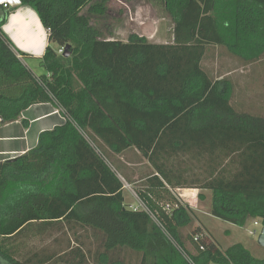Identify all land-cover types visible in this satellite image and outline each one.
<instances>
[{
	"label": "trees",
	"instance_id": "16d2710c",
	"mask_svg": "<svg viewBox=\"0 0 264 264\" xmlns=\"http://www.w3.org/2000/svg\"><path fill=\"white\" fill-rule=\"evenodd\" d=\"M149 1L168 18L171 42L113 39L112 0H19L47 33L40 76L3 34L15 8L0 5V125L44 103L65 118L33 149L0 163V264L48 263L19 261L20 240L64 226L98 241L94 264H127L126 253L135 264H264L239 243L223 250L176 195L209 191L211 217L264 226V116L237 111L230 80L203 66L210 47L244 66L264 60V0ZM65 47L67 56L57 54ZM130 153L145 165L135 183L119 160ZM116 174L147 212L126 206Z\"/></svg>",
	"mask_w": 264,
	"mask_h": 264
},
{
	"label": "rangeland",
	"instance_id": "374dc122",
	"mask_svg": "<svg viewBox=\"0 0 264 264\" xmlns=\"http://www.w3.org/2000/svg\"><path fill=\"white\" fill-rule=\"evenodd\" d=\"M125 1L129 4L128 7L122 4ZM111 10L112 15L118 19V23L114 28L113 38L123 41L127 40L131 34H137L141 36L138 24L149 23L154 26L155 30L150 37L146 38L147 41L152 43L171 42V26L168 18L164 16V13L159 7L151 4L149 0H112ZM24 61L26 66L35 75H40L43 71L36 60L26 59ZM263 63L250 65L248 70H253L254 72V70L260 69V64H262V68H264ZM203 66L212 75V77L219 76L220 74L225 73L227 70L233 71V69H238L240 74L241 70L243 69L242 65H240L234 57L228 54L225 49L220 47H210L208 49L203 61ZM258 82V85L260 86L251 91L250 94H248V98L251 101L252 98L256 97L255 100L257 102V98L259 97L260 100L258 101L259 103H257L262 104L261 106L264 107V79L262 78L261 82ZM241 95L242 94L238 96L237 101L240 100L241 102ZM55 107L61 112V108L59 106L56 105ZM250 110H256L255 105H251ZM62 115L63 114L60 113V116ZM185 159L188 161L187 157ZM136 169L138 170L139 167H136ZM193 171L196 175H198L199 168L197 164H195L193 167L192 172ZM132 173L133 176H137L139 171L136 173L132 171ZM116 176L123 185V196L126 206L129 209L139 206L140 204L132 187L128 185L124 179L121 178V176L118 174H116ZM186 193L182 192L181 194H185L187 196ZM201 195L203 197H200ZM210 195L211 193L207 191L204 193V195L200 193V195L195 197L188 196L189 199L187 200L192 206L191 208L198 211H194L196 216L195 218L197 220H202L201 226L204 228V230L212 238H214V240L223 250L239 243L249 250L255 258L263 257L264 248L259 246L257 243L259 232L253 237L248 234V231L251 229L260 231V228L254 227L252 222H247L244 227H236L221 220L212 217H206L207 215L204 216V214H207L210 211ZM193 226L198 225H196V222H194ZM226 230H229L231 234L226 232ZM73 231L64 226L61 229L59 228L54 231H48L47 233L36 234V236L34 234L29 236L24 235V237H22L20 240L21 243L19 244L20 255L17 256L18 260L23 261L25 258H33L34 260L47 258L50 261H48L46 264H67L65 261L70 260L72 264H77L79 258L74 260L73 252L79 251L84 256V264H94L93 254L97 248L98 241H96V239L91 236L89 232L82 231L79 228ZM186 232H189V230L186 229ZM123 256L127 264H135L136 258L134 255L126 253Z\"/></svg>",
	"mask_w": 264,
	"mask_h": 264
},
{
	"label": "crops",
	"instance_id": "0c3cea01",
	"mask_svg": "<svg viewBox=\"0 0 264 264\" xmlns=\"http://www.w3.org/2000/svg\"><path fill=\"white\" fill-rule=\"evenodd\" d=\"M5 3L9 6V8H15V10L10 13L5 23L1 27L3 34L9 39L15 51L27 55L28 59L36 60L39 64L40 59L44 55L45 48L47 47V33L41 25L39 18L31 8L21 7L19 4V0H0V5H3ZM122 4L126 7H128L129 5L126 1ZM141 25L142 23L138 24L139 30ZM122 42H127V40H123ZM155 43L166 44V42ZM21 62L26 65L24 60ZM263 62L264 60L261 63ZM249 66L250 65H242L243 69L241 70L240 74L238 72V69H233V71L227 70L225 73H222L219 76H214V79L221 80L222 78H227L228 80H230L233 86V96L230 104L237 111H248L252 114L264 116V107L261 106L262 104H258V101L260 100L259 97L257 98L258 103L255 100L256 97L252 98L251 101L248 98V94H250V92L253 91L256 87L260 86L258 85V81L261 82L262 78L264 79V68H262V64H260V69L254 70L253 72V70H248ZM43 74L44 71H42L40 75ZM240 94H242L241 102L240 100L237 101ZM251 105H255L256 110L251 111ZM56 111L57 109L54 104H37L23 111L17 120L1 124L0 163L24 155L36 146L40 133L44 131H51L55 127L64 123L63 117L59 114H56ZM127 157L130 159H127ZM119 160L126 163L132 170L134 169V173H136L137 171L140 172L145 166L144 164L135 163V158L131 153L124 158L119 157ZM136 167H139V169L137 170ZM131 174L132 180H134L133 183H135V181L138 180L139 174L137 176H133V173ZM194 191L195 195L189 196L186 193L185 189H179L176 191V195L184 204L189 205V207L191 208L192 206L187 201L189 199L188 196L195 197L200 195V193L204 195V193L207 192L196 189H194ZM182 192H185L187 196L185 194H181ZM192 210L198 212L196 209ZM204 216L211 217L209 212L207 214H204ZM197 221L198 224L201 225L202 220ZM254 221L256 220L250 219L247 222H252L253 224ZM226 232L231 234L229 230H226Z\"/></svg>",
	"mask_w": 264,
	"mask_h": 264
},
{
	"label": "built area",
	"instance_id": "2783aa9c",
	"mask_svg": "<svg viewBox=\"0 0 264 264\" xmlns=\"http://www.w3.org/2000/svg\"><path fill=\"white\" fill-rule=\"evenodd\" d=\"M6 3L5 4H3V6L4 7H6ZM57 54H59V55H63L64 54V48H60V49H58L57 50ZM17 58L18 59H20L21 61H23L22 60V57L20 56V55H17ZM56 114H59L60 115V113H62L63 115H62V117H63V119H64V121H65V118H64V113H63V111H62V109H61V112L57 109V111L55 112ZM81 135L83 136V138L85 139V141L93 148V149H95L96 150V147H95V144L93 143V141L85 134V133H83V132H81ZM186 190V192H188L187 194L189 195V196H193V195H195V191H194V189H185ZM177 191V190H176ZM136 195V194H135ZM136 197H137V195H136ZM178 197V196H177ZM137 199H138V197H137ZM178 199H180L179 197H178ZM138 202H139V206H136V207H134V208H132V210L133 211H137V210H144V211H146V209H145V207H144V205L142 204V202H140V200L138 199ZM147 212V211H146ZM253 226L254 227H259L260 228V230H261V228H262V225L258 222V221H254L253 222ZM258 232H260V231H257L256 229H251V230H249L248 231V234L250 235V236H256L257 235V233ZM168 237V239L170 240V242H171V244L179 251V253L183 256V258H185V260H187L189 263H191V261L188 259V257L182 252V250H181V248L177 245V243L174 241V240H172V238H170L169 236H167ZM197 240V238H195V241Z\"/></svg>",
	"mask_w": 264,
	"mask_h": 264
},
{
	"label": "water",
	"instance_id": "95a60500",
	"mask_svg": "<svg viewBox=\"0 0 264 264\" xmlns=\"http://www.w3.org/2000/svg\"><path fill=\"white\" fill-rule=\"evenodd\" d=\"M154 30L155 28L152 24H149V23L142 24L140 26L141 37H144V38L150 37L153 34ZM67 50H68V47H65L64 54H63L64 56H67ZM257 243L259 246L264 248V226H262L259 232V235L257 237Z\"/></svg>",
	"mask_w": 264,
	"mask_h": 264
}]
</instances>
